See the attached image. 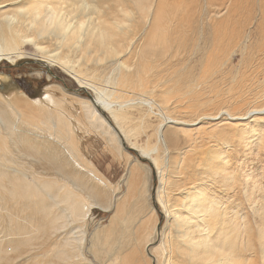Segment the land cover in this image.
<instances>
[{
    "label": "bare ground",
    "instance_id": "obj_1",
    "mask_svg": "<svg viewBox=\"0 0 264 264\" xmlns=\"http://www.w3.org/2000/svg\"><path fill=\"white\" fill-rule=\"evenodd\" d=\"M24 56L91 96L48 84L31 99L0 73V264H90L86 232L105 264H264V169L245 164L264 149V95L245 90L264 73V0H0V60ZM135 100L156 111L144 132L157 147L130 140ZM69 118L123 159L124 192L80 153ZM93 207H113L108 225L88 229ZM127 219L149 231L138 247L121 241Z\"/></svg>",
    "mask_w": 264,
    "mask_h": 264
},
{
    "label": "rangeland",
    "instance_id": "obj_2",
    "mask_svg": "<svg viewBox=\"0 0 264 264\" xmlns=\"http://www.w3.org/2000/svg\"><path fill=\"white\" fill-rule=\"evenodd\" d=\"M23 46H24L23 49L26 50L27 53H32L33 48L30 44L26 43ZM1 60H0V73L5 75L7 77V79L10 80V82L17 89L23 91L31 99L42 98V96L45 92L44 87L48 84L60 85L66 91L73 92L75 94H78V95H81L84 97H86V96H88V94H90V91L87 92L88 91L87 89H86V91L85 90H79V89H78L79 91H76L75 89H77L78 87L76 86V83H74L70 78L66 77L63 73H61L55 67H52L50 65H46L45 63L34 59L33 56H24L21 59L15 60L12 63L8 60H5V59H1ZM232 61H231L230 65H232L235 68L240 67V63L237 61V57H235ZM47 68L51 72H48ZM254 73H253V81H255V82L253 83L252 80L247 81L248 84L246 85L245 90L246 91L253 90V92H261V93H263L262 95H264V87L262 88V86H264V82H260V80L264 81V79H263L264 73L257 72V73H255V77H254ZM256 74H257V76H256ZM260 75H261L262 79H260L261 77L259 78ZM254 78H256V80H254ZM249 82H252V83H250L251 85L249 84ZM257 82H259L260 85H262V86L257 84ZM261 83H263V84H261ZM254 84H255V86H254ZM255 87L257 89H259V87H260V89L257 90ZM8 88L9 87H7V89ZM223 88L226 89L227 86H223ZM261 89H263V90L261 91ZM9 93L10 92H7L6 95H8ZM0 95H2V94H0ZM54 95H56L60 99H62V102L67 101L69 99V97L67 95L64 96L63 94L58 93V92H54ZM42 101L44 102V100H42ZM133 104L129 105V107L127 109L130 111V113L132 115V119L128 120L129 122L126 120L125 124L123 122V125L125 127L132 126V125L139 126L137 128L138 130L136 129V131L134 130L130 134V137H131L130 140H135L137 142H139V140H140V143H142V144L145 143L149 146H153L157 140L156 141L154 140V135L151 137L152 139L151 138L147 139L145 136V134H146L145 132L150 130V128L148 129L146 127L147 123H151V124L156 123V120H155L156 111L154 109H151V108L147 109L148 107H146L145 105L139 106V104H144V103H138V102H136V100L134 101ZM64 106L71 112L72 115L76 114L75 110L73 108H71V106L68 103L64 104ZM132 111H134V112H132ZM243 112H245V111L243 110ZM103 115H104V112H103ZM105 117L107 118L108 122L111 121L106 116V114H105ZM143 117H145V118H143ZM157 119H158V117H157ZM132 120H134V121H132ZM69 121L71 124V132L73 134L74 140H75V142H77V144H76L77 148L79 149V151L83 155V157L87 161H90L91 163H93L95 165V167L98 169L100 174L105 178V180H107L110 184H112V187H118V191L116 192L117 196L119 194H121L122 192H124L126 189V183L125 182H126V176H127V169L124 165L123 159L122 160L119 159L118 156H115V158L113 156H111L112 154L107 150V148L104 147L105 145H103L104 143L100 139V137H98V135H96L95 133L92 134V132H91V135L89 133H87V131H85L83 129V125H84L83 123H78L73 118H69ZM150 121H152V122H150ZM132 122H134V123L132 124ZM140 131H141V133H140ZM137 135H139L141 138ZM132 137H134V138H132ZM151 143H152V145H151ZM154 146L157 147L158 144H156ZM123 149L125 151H129L132 154L133 159H135V160L138 159L141 162H145L147 164L149 163L145 159H140L137 156L136 152H134V151L131 152V150H128L125 148H123ZM124 150H122V153H124ZM263 150L264 149H261V150L259 149V151L254 150V152L253 151L248 152L247 153V156H248L247 162L248 163L245 162V164H250L252 162L254 165H256L258 162L259 163L258 168L264 169V151ZM257 158H259V159L257 160ZM261 165H262V168H261ZM149 167L151 169L152 174L150 177L151 178V180H150L151 181V190H150L151 197H149L148 201H149L150 205L153 207L154 213L156 212V214H155L156 215V221H157V225H156L157 228L156 229L159 230L164 223V215L162 214L160 206L158 205V203L155 201V199L153 197L154 191H155L156 186H157V177H156V173H155L156 169L152 166H149ZM249 186H251V183L248 184V187ZM248 187H247V193H250V192L253 193V194L250 193V197L252 198V201H255L256 200L255 195H257V194H256V192L254 193L253 191H251L250 187L249 188ZM236 188H238V189L236 190V193L233 194V195H235V196H233L234 197V203L236 202L235 204H237L235 209L239 210V214L241 216H245V217L248 216V217L252 218V216H250L251 214L248 213L249 214L248 215L246 213H243L245 207H247V204L245 201V197H243L244 193H243L242 186H241V188L239 186H236ZM253 195H254V197H253ZM239 202L245 203V204H239ZM239 205H241V206H239ZM243 205H244V207H243ZM240 207L242 208L243 211L242 210L240 211V209H241ZM261 209L259 210V213L264 211V206H262ZM112 212H113V207H111V209L108 211H105L99 207H93L90 211L88 229L94 230L95 228H100V226L106 224L108 222L109 217H111ZM256 221H258V220H256ZM88 239H89V235L86 232V240H87L86 243L89 242ZM86 246L84 248V254L87 258L88 263L93 264L91 262V260H93L92 255H91L92 251L88 247V244ZM37 247H39V246H37ZM93 254L96 258L100 257V255H98L97 253H93ZM152 263H153V261L151 262V264ZM257 263L260 264L259 259H258ZM95 264H96V262H95ZM102 264H105V262H103Z\"/></svg>",
    "mask_w": 264,
    "mask_h": 264
},
{
    "label": "crops",
    "instance_id": "obj_3",
    "mask_svg": "<svg viewBox=\"0 0 264 264\" xmlns=\"http://www.w3.org/2000/svg\"><path fill=\"white\" fill-rule=\"evenodd\" d=\"M134 162H139V161H136V160H133ZM152 174V173H151ZM144 211H147V209L146 208H144ZM113 213V212H112ZM111 213V214H112ZM138 214V213H137ZM144 214H146V212L144 213ZM155 214H156V212H155ZM126 215V214H125ZM136 215V214H135ZM139 215V214H138ZM148 215H149V212H148ZM110 218V217H109ZM137 218H139L138 216L136 217V219ZM128 220V219H127ZM127 220H126V222H125V225H124V227H123V229H122V231H121V236L123 235L126 239H128L129 240V243H130V245L131 246H135V247H138L139 245H141L144 241H145V239L148 237L147 235H148V233H149V231L148 232H144V230H142V229H140V228H138L139 227V225H138V220H136L134 223L133 222H131V221H129L128 220V222L129 223H127ZM108 222H109V219H108ZM108 222L106 223V224H104V225H102V226H100V228H102V227H105L106 225H108ZM131 223V224H130ZM132 223H133V225H132ZM129 226H128V225ZM99 227V226H98ZM121 227V225H120V223H119V228ZM126 227V228H125ZM130 227H131V229H130ZM95 228V227H94ZM131 230V231H130ZM133 230H135L134 231V233H133ZM125 231V232H124ZM118 233V232H117ZM116 233V234H117ZM123 233V234H122ZM126 233V234H125ZM131 234L132 236H129V235ZM138 235V236H137ZM146 235V236H145ZM123 236L121 237L122 239H121V241H123ZM144 236V237H143ZM128 237H130V238H128ZM132 237V238H131ZM136 240H135V239ZM140 238V239H139ZM139 241H138V240ZM144 239V240H143ZM141 240V241H140ZM143 240V241H142ZM132 241V242H131ZM90 242H88V244H89ZM129 245V244H128ZM89 246V245H88ZM97 246H101L100 245V243L97 245ZM125 246V245H124ZM128 250V249H127ZM126 250V251H127ZM99 254L101 255L100 257H98V258H96L95 256H94V254L92 253L91 255H92V259L93 260H91V262L93 263V264H95V262H96V264H102L103 262H107V260L109 261V256H111L112 254H110V255H105V254H103L102 252H99ZM90 259V258H89ZM95 261V262H94ZM142 262V261H141ZM124 263H129V262H124ZM119 264V263H118ZM120 264H123L122 262H120ZM130 264V263H129Z\"/></svg>",
    "mask_w": 264,
    "mask_h": 264
},
{
    "label": "water",
    "instance_id": "obj_4",
    "mask_svg": "<svg viewBox=\"0 0 264 264\" xmlns=\"http://www.w3.org/2000/svg\"><path fill=\"white\" fill-rule=\"evenodd\" d=\"M89 96H91L90 94H88ZM92 98V97H91Z\"/></svg>",
    "mask_w": 264,
    "mask_h": 264
}]
</instances>
